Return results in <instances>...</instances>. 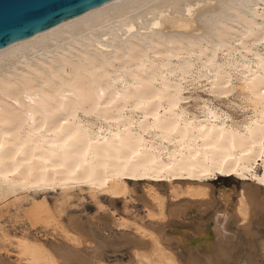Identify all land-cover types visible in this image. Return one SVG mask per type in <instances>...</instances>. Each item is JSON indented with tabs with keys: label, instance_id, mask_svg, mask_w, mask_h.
I'll return each instance as SVG.
<instances>
[{
	"label": "bare ground",
	"instance_id": "1",
	"mask_svg": "<svg viewBox=\"0 0 264 264\" xmlns=\"http://www.w3.org/2000/svg\"><path fill=\"white\" fill-rule=\"evenodd\" d=\"M261 2L110 0L0 49V140L4 143L0 172L11 173L0 178V201L56 189L65 196L84 185L93 193L126 192L136 183L127 179L133 172L125 171V155L110 144L114 133L122 138L138 136L144 141V156L129 167L151 169L153 160L165 167L174 164L176 170L166 178L174 179L172 201H185L181 210L172 207V212L176 219L194 213L196 224L170 220L169 204L155 189L158 182L148 179L149 195L159 200L158 212L149 215L155 221L150 227L134 223L133 234L122 237L120 245L132 248L133 256L124 264H182L171 245L179 244L180 238L199 244L203 238L209 240V233L198 226L206 210V220L214 219L213 240L208 248L191 250L188 264H264V191L262 195L249 193L245 190L249 184L243 182L234 204L235 187L219 190L214 197L204 182L191 180L185 181L186 191L178 192L184 184L179 179L201 180L196 169L222 162L202 135L219 141L218 147H227L226 141L235 134L237 148L229 155L236 159L224 164L225 174L238 168L237 179L256 185L251 177H264V149L259 146L264 139L260 130L264 121ZM198 83L208 95L184 92ZM229 94L232 98L226 101L215 100ZM170 98L178 100L172 111H168ZM173 121L180 127L168 133ZM77 128L93 140L107 138L110 144L95 145L94 169L85 172L82 168L70 177L68 165L59 167L65 161L57 145ZM240 148L245 155H240ZM33 155L50 163L44 165ZM26 159L32 161L30 166L24 164ZM105 163L107 171L102 167ZM89 175L90 184L75 182ZM202 204L207 208H200ZM129 225L122 222L119 226ZM77 235L68 234L67 244L56 245L55 250L28 237H14L18 264H110L100 257L76 261L73 249L96 246L93 240H80ZM4 236L0 239L8 242ZM0 264L10 263L0 260Z\"/></svg>",
	"mask_w": 264,
	"mask_h": 264
},
{
	"label": "rangeland",
	"instance_id": "2",
	"mask_svg": "<svg viewBox=\"0 0 264 264\" xmlns=\"http://www.w3.org/2000/svg\"><path fill=\"white\" fill-rule=\"evenodd\" d=\"M184 92L208 95L207 90L199 83L195 86H189V89L184 90ZM230 97L232 98L231 94L222 95L216 97L215 100L226 101ZM192 100L193 98L190 99V101ZM179 180L184 182L183 185H177L179 193L188 189L185 181L192 180L204 182L205 189L212 192L214 197H217L219 190H231L234 187H242L243 182H252L251 180H247L248 182L240 180L234 175L227 174L215 175L205 181L191 178ZM133 181L136 183L130 184L126 192L122 191L117 194L93 193L84 185L82 189L76 187L65 196L60 193L59 189H56L31 191L32 194L28 196L20 195L17 199L11 196L8 200L0 201V238L5 235L4 237L9 240L3 242L0 239V260L10 264H18L16 237H28L31 240L44 243L49 249L55 250L56 245L67 244V235L73 233L75 236L78 234L77 237L80 240L88 239L91 242L94 241L98 246L89 249L85 245L79 247V250L84 251L91 259L92 257H100L109 261L110 264L131 262L133 259L132 248L128 245H120L124 239L122 237L128 238L133 234L134 223L145 226L152 225L155 221L152 220L151 214L158 212L159 208L156 199L148 193L149 180L138 179ZM172 181L174 179L153 181L158 182L155 189L158 191L159 197L164 199L167 204L173 202L172 189L174 185L171 184ZM203 187L201 188L203 189ZM261 187L264 191V186ZM236 199L237 195L234 196V202ZM200 208L206 209L207 206L202 204ZM122 222H127L130 225L124 229L119 226ZM236 224L238 225V222Z\"/></svg>",
	"mask_w": 264,
	"mask_h": 264
},
{
	"label": "snow or ice",
	"instance_id": "3",
	"mask_svg": "<svg viewBox=\"0 0 264 264\" xmlns=\"http://www.w3.org/2000/svg\"><path fill=\"white\" fill-rule=\"evenodd\" d=\"M3 3L4 0H0V25H3L4 20V9H3ZM55 7V5L52 3V0H19L18 7L16 11L8 18V24L10 27L13 28H31L34 23L43 21L50 13V11ZM228 85H225V91L227 92ZM264 99V98H262ZM146 103V102H145ZM169 103L172 105L168 109V111H172L173 108H175L178 104V100L176 98H170ZM65 124L68 123V121H64ZM180 127L178 121H173L171 126L167 128L168 133L177 132V129ZM185 127H188V125H185ZM261 133L264 134V121H261L260 125ZM41 134L43 133V128L38 130ZM103 131V129H101ZM203 132V129L201 130ZM201 139H204L206 142L209 143V146L216 150L217 154L222 158V162H216L212 165L206 166V168H198L196 169L200 173V179L203 181L205 177L212 178L215 175H221L225 174V166L224 164L229 160H235L236 157L230 156L229 153L234 152L237 148L236 142H235V134H233V138L230 142H227L229 146H219L217 142H211L209 141V137L207 136H201ZM221 139H223V134L221 133ZM115 141H119V145L117 146L115 144ZM144 143V141L138 137V136H127V137H120L117 134H113V142L110 144L109 140L107 138H100L93 140L89 133H87L85 130L81 128H77L74 132H72L71 135H67L66 139H63L62 143L57 145V147L61 148L64 153V161L65 163H62L59 165V167L64 168L66 165L70 168V171L68 172V175L75 176L78 172L83 170L85 172L88 171V168H95V164L93 163L96 159V151L98 150L95 145H109L110 147L115 149L118 153L122 152L125 155V171H132L133 174L128 176L127 179L129 180H138V179H149L153 181H159L162 179H166L167 177H170L173 175V172L176 170L174 164L170 163L166 167L162 164H157L155 160L152 161L153 167L149 169L147 166H144L142 169H131L129 167L130 164L137 163L139 159H141L144 156V153L141 150V145ZM259 146L261 149H264V139H261L259 141ZM256 144H252V148H255ZM4 148V143L2 140H0V149ZM35 151V150H33ZM251 151V150H250ZM20 152H17V155H19ZM240 155H245L243 148H240ZM261 157L264 158V151L261 152ZM105 160L109 159L108 153L105 152L104 157ZM33 159H38L43 162L44 165H47L50 163L49 160L44 159L43 156H35L33 155ZM169 159H174L173 157H169ZM3 163L2 157H0V164ZM31 160H24L25 165H31ZM102 167L107 171L108 165L105 163L102 165ZM158 169V170H157ZM15 171H19V168L15 169ZM55 171V169H53ZM141 171L144 173H147L145 176H141ZM249 173L252 171V169L248 170ZM3 172H0V178H3L5 175ZM238 168H233L231 172H228L227 175H238ZM117 177L120 176V172L117 171L116 173ZM88 179H85L83 181H75L76 183H84V184H90L92 181L91 175L88 176ZM252 180L259 183L261 186H264V177H251ZM43 183V181H41ZM107 182H105L106 184ZM47 186V185H45ZM93 187H96L97 185L92 184ZM33 187H37V185H34ZM100 187H103V185H100ZM118 198V197H117ZM156 203L159 204V200H156ZM101 207H103L101 205Z\"/></svg>",
	"mask_w": 264,
	"mask_h": 264
},
{
	"label": "water",
	"instance_id": "4",
	"mask_svg": "<svg viewBox=\"0 0 264 264\" xmlns=\"http://www.w3.org/2000/svg\"><path fill=\"white\" fill-rule=\"evenodd\" d=\"M110 0H52V3L55 5V7L50 11L49 15L40 22H36L33 24L31 28H13L10 27L8 24V18L16 11L19 0H4L3 3V9H4V24L0 25V49L7 47L13 43H16L22 39H25L29 36H32L38 32H41L45 29H48L54 25H57L65 20H68L74 16H77L85 11H88L90 9H93L105 2H108ZM250 187H245V190H247L249 193L251 192H262L263 189L260 185H256L254 183L249 182L248 183ZM242 185V184H241ZM257 186L260 189L258 190ZM241 187L235 188L236 191H233V195L231 196L232 198V203L234 204V196L237 195L238 191L240 190ZM262 195V193H261ZM185 199L178 200L177 202H172L169 204L168 208V215L170 217V220H174L176 223H190V224H196L195 219H192V216L194 213L188 214L189 217L182 218L181 216H178V219L175 218L173 214L172 207H174L175 211H179L182 209L183 204H184ZM219 203V201H218ZM223 208V207H222ZM218 210V214L223 215V210ZM230 206L228 207V211L230 212L231 209H229ZM206 210V214H207ZM205 214L204 220L201 224L198 226L201 229H204L205 232L209 233L210 237L209 240L206 238H203L202 243L199 244L195 241L188 242L184 238H180L179 244L173 243L171 245V248L176 251V253L179 256L180 262L182 264H188V253L193 250V249H205L208 248L209 241H212V232H213V224H214V219L211 218L209 220H206L207 215ZM251 223V219H250ZM243 225L240 227L242 228ZM168 228V227H167ZM170 230V228H168ZM63 249H69L63 248ZM73 249V248H72ZM73 258L78 261L82 262L84 261L85 258H88L89 256L82 250L79 249H73ZM70 251V250H69ZM243 259V258H242Z\"/></svg>",
	"mask_w": 264,
	"mask_h": 264
}]
</instances>
